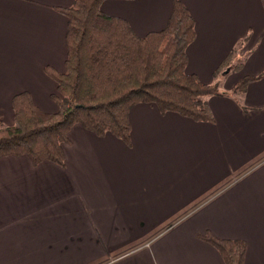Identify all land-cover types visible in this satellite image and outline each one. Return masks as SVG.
<instances>
[{
  "label": "crops",
  "instance_id": "1",
  "mask_svg": "<svg viewBox=\"0 0 264 264\" xmlns=\"http://www.w3.org/2000/svg\"><path fill=\"white\" fill-rule=\"evenodd\" d=\"M182 1L196 28L186 70L223 91L208 97L214 121L140 103L130 111V146L77 125L65 166L0 158V264H226L201 238L207 232L246 241L244 264H264V0ZM173 2L105 0L101 9L145 36L166 26ZM72 3L0 0L4 123L24 90L56 110L44 67L64 69L67 18L58 8ZM232 52L242 66L226 71Z\"/></svg>",
  "mask_w": 264,
  "mask_h": 264
},
{
  "label": "trees",
  "instance_id": "2",
  "mask_svg": "<svg viewBox=\"0 0 264 264\" xmlns=\"http://www.w3.org/2000/svg\"><path fill=\"white\" fill-rule=\"evenodd\" d=\"M104 1L73 0L58 8L67 18L64 69L44 67L55 84L50 99L56 110H43L27 90L16 93L13 123L0 122V158L28 156L34 165L48 161L65 166L64 148L72 144L70 132L77 125L98 136L112 134L130 146V111L140 103L156 106L162 114L214 121L208 97L223 91L218 83H203L186 70L196 28L184 2L174 0L162 30L139 36L126 19L104 13ZM236 58L232 52L221 68L240 69ZM261 77L245 76L232 93L246 91ZM201 238L219 250L226 264H244L246 241L212 232Z\"/></svg>",
  "mask_w": 264,
  "mask_h": 264
},
{
  "label": "rangeland",
  "instance_id": "3",
  "mask_svg": "<svg viewBox=\"0 0 264 264\" xmlns=\"http://www.w3.org/2000/svg\"><path fill=\"white\" fill-rule=\"evenodd\" d=\"M239 60H242V59H239ZM50 102H52V100H50ZM52 104H54L53 102H52ZM55 105V104H54ZM43 110L45 109V110H48V107L47 106H40ZM49 111V110H48ZM53 111V110H52ZM55 111V110H54ZM0 122H3L4 123V120L3 119H0ZM4 124H6V122L4 123ZM8 125V124H7Z\"/></svg>",
  "mask_w": 264,
  "mask_h": 264
}]
</instances>
